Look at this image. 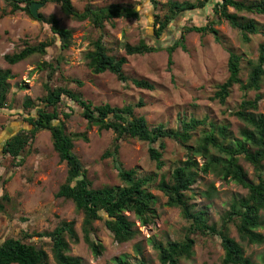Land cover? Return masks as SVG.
Masks as SVG:
<instances>
[{
  "label": "rangeland",
  "instance_id": "obj_1",
  "mask_svg": "<svg viewBox=\"0 0 264 264\" xmlns=\"http://www.w3.org/2000/svg\"><path fill=\"white\" fill-rule=\"evenodd\" d=\"M40 2V0H32ZM179 3H195L202 0H173ZM217 0H208L206 6L179 17L170 25L169 31L157 43L163 48L172 45L180 37L181 30L186 25L203 26L211 21L213 6ZM252 1V0H248ZM73 6L81 11L87 5L93 7L109 4L134 6L139 14V20H115L113 24L105 25V45L115 56H124L126 64L124 72L130 79H144L154 85L153 91L137 89L131 82L122 83L112 74L95 75L87 67L85 53L90 50V40L95 35L88 22L78 23L64 16L56 4H45L37 10L44 17L54 16L61 27L71 30L72 43L65 50H60V41L53 40L49 27L33 20L24 12L11 14L3 0H0V69H9L12 78L9 80L11 89L7 97L6 108L0 110V148L6 139L18 132L25 125L23 110L24 101L29 98L36 101L44 93L46 72L37 69L43 62L62 58L61 81L57 85L67 84L74 92L93 105L109 104L112 107L136 105L143 106L135 110L142 116L149 127L159 124L175 129L178 117L205 119V126L194 132L188 145H194L204 134L212 130L217 135L218 127H225L226 133L235 141L240 139V132L248 126L231 113L245 99L253 100L256 92L245 93L240 85L234 86L229 97L223 104L213 99L217 85L228 77L227 61L229 53L217 44L210 35L201 36L191 33L185 37V50L178 48L172 56V65L167 64L166 52L160 51L142 56H125L123 45H134L144 39L149 44H156L152 38L153 15L157 12L150 0H72ZM232 12V10H229ZM264 25V15L241 14ZM227 42V46L241 56V81L246 83L249 65L258 56V46L264 43V36L251 38L250 43L241 41L236 30L231 29L225 21L215 25ZM153 39V40H152ZM49 42L46 55H34L16 65H8L3 57L20 50L25 43L36 44ZM81 83V85H79ZM22 87V88H21ZM259 94H264V77ZM73 106L72 103H67ZM69 118L65 120L67 133L85 135L86 140L74 142L73 152L81 161L87 173V178L93 188L122 185L117 176V170L111 158L104 154L111 148L113 134L110 131H99L95 127L88 128L81 118L80 111L73 107ZM257 114L264 116V100L259 103ZM151 146L137 140L121 143L119 161L126 170L135 169L138 177L154 175L157 184L162 175L168 177L172 169L186 161L187 151L178 143L166 140L163 152L164 166L157 170L155 163L148 157ZM157 147V145H153ZM213 155L218 153L211 149ZM194 161L199 169L206 160L195 156ZM239 163L249 180L254 179L253 168L241 157ZM196 183L190 203L196 209L207 211L210 222L220 224L223 215L228 210L230 201L236 196L246 193L242 187L229 180H223L213 172L196 171ZM66 166L61 163L54 152L50 134L40 131L35 135L29 152L18 166L0 153V194L3 191L10 198L3 213H0V243L7 238H17L22 234L33 236L28 242L37 247H43L47 252L50 264H56L50 252L47 233L52 232L62 222H73L79 237L77 244L70 245V255L81 259L82 264H117L120 257H126L135 262L138 256L133 246L139 244L142 256L148 264H159L153 243L175 240L182 236L185 221L176 208L166 206V197L155 188L149 192L157 198L154 206L152 224L141 226L140 222L129 212L125 215L135 224L140 234L133 241L117 244L101 222L94 223L92 238L100 243L104 251L95 257L82 240V216L75 211L73 204L55 195L65 182ZM7 181L5 184L3 183ZM264 223V211L260 214ZM264 239V224L257 230ZM230 236L238 242L254 264H264V241L261 244H248L239 237L234 227L230 228ZM223 250L216 236L196 238L194 254L189 260H181L180 264H222Z\"/></svg>",
  "mask_w": 264,
  "mask_h": 264
},
{
  "label": "trees",
  "instance_id": "obj_2",
  "mask_svg": "<svg viewBox=\"0 0 264 264\" xmlns=\"http://www.w3.org/2000/svg\"><path fill=\"white\" fill-rule=\"evenodd\" d=\"M3 1L11 14L22 11L33 20L46 24L53 40L60 41L61 51L70 47L71 30L61 27L54 16L44 17L39 14V18L34 19L29 11L32 0ZM40 2L44 5L56 4L64 16L78 23L88 22L94 29L95 35L90 40V50L84 55L86 67L93 74L110 73L122 83L131 82L137 89L154 90V85L149 81L130 79L126 76L124 72L126 58L112 55L104 42L106 24H113L119 19L139 20L140 14L134 6L87 5L79 11L73 6L72 0H40ZM150 2L157 12L153 15L152 31V38L156 44H149L144 39L134 45L124 44L125 56H142L164 50L170 67L174 52L178 48L185 50V37L188 34L212 36L214 41L229 53L228 77L217 85L213 99L223 104L236 85H240L245 93L256 92L253 100H243L231 113L248 126L240 132V139L231 140L226 128L222 126L217 128L218 136H215L212 130L204 134L194 145H188L193 139L194 132L205 126V119L180 116L175 129L167 128L162 124L151 128L142 116L135 114V110L143 106L142 102L120 108L109 104L93 105L84 100L80 93L71 90L67 84H56L58 79L60 81L62 79L63 62L62 58H57L37 65L38 70L46 72V82L42 87L44 93L36 101L29 98L24 101L25 117L22 121L25 125L6 139L0 148V153L12 161H17V165L20 166L29 152L35 135L40 131H47L50 134L53 150L59 161L66 166L65 182L59 187L55 197L71 202L75 211L81 214L82 240L95 257L100 256L104 248L92 238L95 231L94 223L101 222L117 244L133 241L140 231L125 213H131L141 226L152 224L157 198L149 192V189L155 188L166 197V206L178 209L186 223L180 238L153 243L159 264H180L181 260H189L194 254L196 238L212 236L220 240L223 250L222 264H254L245 256L244 248L230 236V228L234 227L239 237L248 244H261L264 241L263 236L257 232L264 224L260 221V214L264 211V116L256 113L259 103L264 100V94H259L264 77V43L258 46L256 61L248 62L250 67L248 77L243 84L240 78L242 58L227 46L226 40L215 25L225 21L231 29L238 32L241 41L245 44L250 43L253 36H264V25L241 15H264V0H217L212 9L214 18L211 21L203 26H184L179 39L164 48L157 43L169 31L170 25L188 12L203 9L208 0L195 3H179L173 0H150ZM230 9L232 12L229 11ZM49 46V42L25 43L20 50L4 55L3 59L10 66L16 65L34 55H46ZM11 78L9 69H0V110L6 108ZM67 103H72L73 106H68ZM73 107L80 111V116L88 128L95 127L99 131H110L113 134L111 148L104 157L112 159L122 185L92 187L86 170L73 152L74 142L80 139L86 140V137L66 131L65 120L69 118V113L63 108L72 112ZM130 139L151 146L148 149V157L155 163L157 170L164 166L163 152L166 140L174 141L184 148L188 152L187 159L178 163L167 178L162 175L155 184L154 175L138 177L135 169H124L119 161L121 143ZM211 149H214L218 155H213ZM195 156H201L206 160L200 169L193 159ZM241 157L252 166L254 179L247 178L239 163ZM197 170L203 173L213 172L223 180L234 182L246 190L245 195L236 196L230 201L219 225L210 222L207 211L196 209L190 203ZM6 182L4 180L3 183ZM9 201L10 198L3 191L0 194V213L4 212ZM33 236L22 234L20 237L7 238L1 242L0 264H50L48 254L43 247L28 242ZM46 236L49 238L50 252L56 264H82L80 258L69 254L70 245L79 242L73 222H62ZM133 249L138 256L135 262L120 257L116 263L148 264L142 256L140 245L135 244Z\"/></svg>",
  "mask_w": 264,
  "mask_h": 264
},
{
  "label": "water",
  "instance_id": "obj_3",
  "mask_svg": "<svg viewBox=\"0 0 264 264\" xmlns=\"http://www.w3.org/2000/svg\"><path fill=\"white\" fill-rule=\"evenodd\" d=\"M44 4L42 2H32L30 5H29V11H30V14L31 16L34 18V19H38L39 18V13L37 12V10L39 8H41Z\"/></svg>",
  "mask_w": 264,
  "mask_h": 264
}]
</instances>
